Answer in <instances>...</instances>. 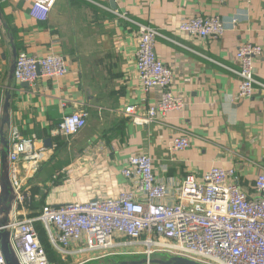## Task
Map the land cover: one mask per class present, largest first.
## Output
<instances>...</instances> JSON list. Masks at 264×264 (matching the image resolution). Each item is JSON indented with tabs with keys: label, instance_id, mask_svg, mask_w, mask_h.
Returning a JSON list of instances; mask_svg holds the SVG:
<instances>
[{
	"label": "crops",
	"instance_id": "crops-1",
	"mask_svg": "<svg viewBox=\"0 0 264 264\" xmlns=\"http://www.w3.org/2000/svg\"><path fill=\"white\" fill-rule=\"evenodd\" d=\"M0 9L18 51L57 53L68 66L59 79L16 83L11 126L23 136L35 135L45 150L35 165L21 163L25 216L37 215L44 204L115 197L128 188L121 175L125 160L137 153L151 156L169 201L188 172L201 177L212 166L233 168L241 188L251 191L254 177L264 170V90L259 87L264 84V0H55L44 20L35 18L30 0L3 2ZM211 15L223 24L221 37L177 31L184 20ZM138 24L159 31L155 52L173 73L172 90L184 99L166 120L148 125H136L123 113L128 105L142 111L159 100L156 89L144 90L136 72ZM244 42L262 46L253 64L258 84L251 98L235 100L234 55ZM6 50L2 39L4 77ZM71 112L87 113L84 128L69 140L52 136ZM176 136L188 137L189 147L172 150Z\"/></svg>",
	"mask_w": 264,
	"mask_h": 264
},
{
	"label": "built area",
	"instance_id": "built-area-1",
	"mask_svg": "<svg viewBox=\"0 0 264 264\" xmlns=\"http://www.w3.org/2000/svg\"><path fill=\"white\" fill-rule=\"evenodd\" d=\"M10 0H0V3ZM36 19L44 20L55 0H30ZM120 2L122 0H114ZM177 31L190 37L218 38L224 33L218 15L195 16L182 21ZM159 31L138 24L135 67L146 92H159L157 103L144 110L128 105L123 109L136 125L167 119L181 109L184 99L172 90L173 73L157 56L155 40ZM3 33L0 24V42ZM262 46L244 42L235 51L239 83L235 100L251 98L256 92L254 60ZM68 72L67 61L57 53L44 56L18 51L14 78L31 84L38 78L59 79ZM0 67V86L3 82ZM264 90V84L259 83ZM86 112L64 115L52 136L69 140L86 125ZM35 135L23 136L17 126L9 132V178L16 193L9 224L10 243L20 264H92L96 261L155 254L178 256L200 264H264V170L253 179L251 191L240 186L233 168L212 166L201 177L188 172L180 182L173 201L168 187L159 181L149 154L137 153L125 160L121 175L128 188L115 197L98 196L87 202L44 204L35 216H25V189L21 163L35 165L44 158ZM189 147L186 136L170 140V148ZM41 224L49 247L57 255L51 261L36 224ZM71 260H68V258ZM0 264H5L0 252Z\"/></svg>",
	"mask_w": 264,
	"mask_h": 264
},
{
	"label": "water",
	"instance_id": "water-1",
	"mask_svg": "<svg viewBox=\"0 0 264 264\" xmlns=\"http://www.w3.org/2000/svg\"><path fill=\"white\" fill-rule=\"evenodd\" d=\"M0 24L6 52L1 58L7 61L0 100V252L5 264H20L10 243L9 224L16 193L9 178V132L11 129V111L13 95L16 90L14 67L17 57L15 36L0 9ZM96 264H200L195 261L166 254H155L147 260L144 256L119 258L111 261H99Z\"/></svg>",
	"mask_w": 264,
	"mask_h": 264
},
{
	"label": "trees",
	"instance_id": "trees-1",
	"mask_svg": "<svg viewBox=\"0 0 264 264\" xmlns=\"http://www.w3.org/2000/svg\"><path fill=\"white\" fill-rule=\"evenodd\" d=\"M1 6H2V5H1ZM2 7H3V6H2ZM11 30H12V28H11ZM12 32H13V30H12ZM13 34H14V33H13ZM36 226H37V229H38V231H39L40 239H41V241H42V244H43V245L45 246V248L47 249L48 256H49V258L52 260V259H53L52 251H51V249L49 248V244H48V242H47V239H46L45 233H44L43 230H42L41 224L37 223ZM43 233H44V234H43ZM46 242H47V243H46ZM55 261H57V260H55Z\"/></svg>",
	"mask_w": 264,
	"mask_h": 264
},
{
	"label": "rangeland",
	"instance_id": "rangeland-1",
	"mask_svg": "<svg viewBox=\"0 0 264 264\" xmlns=\"http://www.w3.org/2000/svg\"><path fill=\"white\" fill-rule=\"evenodd\" d=\"M5 65H6V64H5ZM120 258H126V257L122 256V257H120ZM115 259H119V258H114V260H115ZM102 261H103V262H104V261H108V259H103ZM98 262H99V261H96V262H93L92 264H96V263H98Z\"/></svg>",
	"mask_w": 264,
	"mask_h": 264
}]
</instances>
